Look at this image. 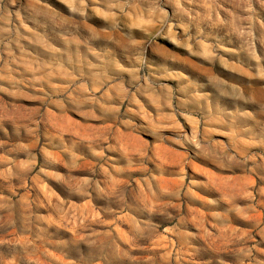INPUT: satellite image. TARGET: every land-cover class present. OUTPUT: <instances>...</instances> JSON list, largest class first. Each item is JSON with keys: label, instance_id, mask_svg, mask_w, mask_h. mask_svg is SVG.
<instances>
[{"label": "clouds", "instance_id": "obj_1", "mask_svg": "<svg viewBox=\"0 0 264 264\" xmlns=\"http://www.w3.org/2000/svg\"><path fill=\"white\" fill-rule=\"evenodd\" d=\"M137 17L147 22L141 32L130 23ZM0 18L11 21L0 35L9 54L6 66L20 62L13 52L24 53L23 41L36 43L39 36L57 45L47 62L24 53L36 65L39 87L17 79L2 89L18 95L23 85L42 95L31 96L41 105L28 124L11 132L0 124L3 179L25 189L0 194V264H264V220L257 211H264V199L249 195L243 209L226 206L223 201L234 197L217 195L209 180L183 174L175 185H162L168 173L155 164L152 147L185 153L184 167L196 162L218 176L239 170L264 181V155L251 152L264 151V54L256 48H264V0H77L71 12L57 0H0ZM233 35L247 45L254 63H245L246 79L221 77L224 85L189 76L182 87L170 86L166 81L182 69L153 55L165 46L176 53L164 43L171 36L185 49L177 55L198 57L206 43L227 65L222 52ZM61 74L65 82H53ZM72 112L85 117L78 123L90 130L87 150L79 139L57 140V133L42 127L48 113ZM16 113L11 106L4 118ZM141 114L145 123L136 119ZM185 119L193 121L194 131L182 126ZM131 138H143V147L138 155H121L122 143ZM20 152L24 163L12 157ZM49 171L55 181L50 204L29 195L30 182L46 181ZM82 203L94 219L87 212L81 217ZM73 211L78 223L70 227L65 221ZM240 214L251 227L238 224ZM161 236L167 248L155 252Z\"/></svg>", "mask_w": 264, "mask_h": 264}, {"label": "rangeland", "instance_id": "obj_2", "mask_svg": "<svg viewBox=\"0 0 264 264\" xmlns=\"http://www.w3.org/2000/svg\"><path fill=\"white\" fill-rule=\"evenodd\" d=\"M57 3L60 4L61 8L71 12L72 8L76 6L77 0H63V2H61V0H57ZM257 7H259V5H257ZM15 22L19 23V20H16ZM98 22L104 23V21L99 20V18ZM130 23L135 24V27L132 30L137 32L143 31L147 25V22L141 17H137L134 22L130 21ZM10 25L11 21H5L3 18H0V35H3L4 28L10 27ZM29 34L31 35V33ZM172 40L173 38L169 36L164 41L165 45L170 44L171 48L176 49V53L185 51L183 48H177V45L173 43ZM61 43H63V41H61ZM21 46L24 48V53L36 56L38 61L42 60L47 62V59L52 56L50 49L56 47L57 45L53 44L46 38L40 39L38 36L36 43L23 41ZM226 47L229 50L223 51L222 55L228 59L227 65H224L221 61L214 58L213 53L206 43L202 44L200 47L201 55L191 59H189L187 55H177L176 53L170 51L167 46L155 48L153 50V55L160 60H166L168 63L175 64L178 69H182V71L173 72L169 80L166 81V83H168L170 86L175 85L176 88L182 87L181 80H185V82H187L185 78L189 76L198 80L210 82L213 85H224V80L221 79V77H226L229 80L235 77L246 79V76H242V73H247L249 71V69L245 66V63H254V61H251V57L247 51V45L244 44L240 37L233 35L231 38V43L227 44ZM256 48L258 54H264V48H262L259 44L256 45ZM24 53H21L20 48H15L13 55L22 57V59L19 63L9 64L6 66V62L9 59V54L3 49V46L0 45V124L9 129L10 132L14 130L18 124H28L29 121L34 118L33 110L39 109L41 105L40 100L31 98L33 95H42V93L36 90V87L25 88L23 85H20L21 94L18 95H9L2 90L5 87L11 88V81L17 79H24L26 82H30L37 87L43 83L39 79H36V76L39 75L34 71L36 65L31 63L30 56L25 55ZM197 61L200 62L197 63ZM239 61H244V63ZM5 76L9 77V79L6 80L4 78ZM52 80L53 82H65L64 76L62 74L53 76ZM50 88L51 85H45L46 90ZM173 91H175V88ZM97 95H99V93H97ZM140 100L143 103L147 101V98L141 97ZM147 102L149 108L153 112L158 111V109L152 105L150 101ZM11 106H14L17 109L16 116L12 119H5L4 117L6 115V111ZM40 110L43 111V109ZM47 119L48 123L42 127L51 132L57 133V140H59L61 137L77 138L80 140V144L84 146L85 150L88 149V145L91 143L90 130L82 128L81 123H78V121H84L85 117L83 115L77 114L75 112L60 116L48 113ZM136 119H139L141 123L146 122L144 120L143 114H141L139 117H136ZM94 123L98 124L99 122ZM182 126L186 127L189 131L195 130L193 121L188 119L182 121ZM163 131L168 135H175V131L172 128H165ZM212 134L214 136H218L221 140L227 139V137L220 136V134L217 132ZM24 135L27 140L31 139V137L27 136L26 129H24ZM0 138H2V134H0ZM148 139H152V137H148ZM143 145V138L126 139L121 146V155L126 152L138 155ZM152 147L155 153V164L160 165L163 169L167 170L168 173L164 177H161L160 182L162 185H175L176 183L180 182L179 176L183 174L185 176L190 175L204 180H209L212 182V191L217 195L223 197H234V200L225 199L223 201L226 206L235 203L239 205L241 209H243L244 206L250 202L249 195L254 196L256 201L264 199V196L261 195V190L264 189V181L259 180L258 177L247 176L239 170H237L235 174L218 176L196 162H193L188 167H184L182 162L186 158L185 153L161 147L158 144H153ZM176 148L178 149L179 146L177 145ZM251 152L264 155V151L255 147L251 149ZM12 157L18 162H26L25 155L22 152L14 153L12 154ZM53 166L62 167V165ZM4 167L5 165L3 161L0 160V194L11 195L13 188H15L19 193L23 194L25 189L24 187L20 186L19 181H6L3 179ZM138 174L139 173H134V175ZM52 175V172L49 171L48 179L46 181L30 182V184H32V191L29 195L38 194L50 204L55 199L53 190L51 188V185L55 183V181L52 180ZM249 181L252 182L251 186H249ZM245 189H247V191H245ZM257 211L258 217L264 220V211L260 209ZM85 212L88 213L89 219H94L88 204L82 203L79 208V214L81 217ZM76 216L77 213L73 211L70 219L66 220L65 223L69 224L70 227H75L78 223ZM236 220L238 221L239 225L251 227L252 221L250 219H246L243 214L236 215ZM257 239H259V237H257ZM156 244L159 245V247L153 248L152 250L162 253L166 250L168 241L164 236H161L157 239ZM137 251L141 252V250Z\"/></svg>", "mask_w": 264, "mask_h": 264}]
</instances>
